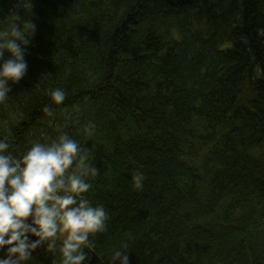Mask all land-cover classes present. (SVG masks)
Instances as JSON below:
<instances>
[{"label": "trees", "instance_id": "trees-1", "mask_svg": "<svg viewBox=\"0 0 264 264\" xmlns=\"http://www.w3.org/2000/svg\"><path fill=\"white\" fill-rule=\"evenodd\" d=\"M13 14L36 32L0 121L22 114L23 148L57 135L52 105L92 150L88 195L110 219L90 264L121 240L130 264H264V0H0V29ZM33 256L53 264L46 245Z\"/></svg>", "mask_w": 264, "mask_h": 264}, {"label": "clouds", "instance_id": "clouds-1", "mask_svg": "<svg viewBox=\"0 0 264 264\" xmlns=\"http://www.w3.org/2000/svg\"><path fill=\"white\" fill-rule=\"evenodd\" d=\"M17 3L31 9V0ZM9 17L7 27L0 29V105L4 106L12 98L10 82L18 83L27 73L25 56L36 32L30 19ZM5 52L10 53L7 59ZM49 95L52 104L60 106L67 93L55 88ZM78 111L75 106L73 112ZM43 112L57 135L30 139L23 148L10 127L22 114L11 111L0 121V264H34L33 253L42 245L53 255V264H90L86 249L95 251L96 238L107 232L110 219L105 205L88 195L99 169L91 162L92 150L55 122L53 106L45 105ZM93 128L85 125L84 134L91 137ZM131 180L134 189L142 190L145 174L134 170ZM130 251L129 240H121L111 249L108 264H130Z\"/></svg>", "mask_w": 264, "mask_h": 264}]
</instances>
